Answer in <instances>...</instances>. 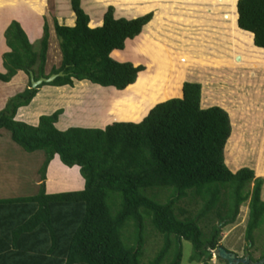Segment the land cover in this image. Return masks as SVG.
I'll return each mask as SVG.
<instances>
[{"label":"trees","instance_id":"16d2710c","mask_svg":"<svg viewBox=\"0 0 264 264\" xmlns=\"http://www.w3.org/2000/svg\"><path fill=\"white\" fill-rule=\"evenodd\" d=\"M184 1L190 7L210 4V13L219 6L227 9L220 51L214 49L206 62L264 66V0H240L239 15L238 0ZM72 7L75 26L55 22L61 61L50 74L47 22L35 41L17 20L4 33L9 51L3 55L0 80L10 83L23 72L30 82L0 111V137L9 131L24 151H43L45 159L37 193L0 198V264H143L152 237L148 227L161 239L152 248L157 252L150 264H181L183 241L192 244L191 260L199 264H210L219 249L238 257L220 244L223 229L237 222L241 206L249 201L247 235L252 238L264 222V180L254 169L234 173L225 164L231 119L219 106L202 108L201 84L186 83L182 96V72L194 53L170 55L178 69L157 60L155 77L137 61L112 57L126 59L139 46L152 15L138 17L149 11L127 20L117 19L110 8L103 24L90 18L81 0H72ZM31 72L36 80L60 72L65 76L32 88ZM172 73H180V79L164 90L175 82ZM75 82L76 97L85 94L90 100L70 110L69 122L96 128L60 130L63 110L41 116L38 125L17 120L20 109L43 98L38 94L45 85L74 87ZM87 82L98 85L101 95ZM148 84L156 88L151 98L140 95L142 89L149 91ZM57 156L63 167L78 169L82 189L48 192L49 167Z\"/></svg>","mask_w":264,"mask_h":264},{"label":"rangeland","instance_id":"374dc122","mask_svg":"<svg viewBox=\"0 0 264 264\" xmlns=\"http://www.w3.org/2000/svg\"><path fill=\"white\" fill-rule=\"evenodd\" d=\"M239 1L236 6L237 11ZM81 4L83 9L86 7L90 11L87 14L91 19L101 20L103 24L104 16L110 8L114 9V15L117 19L133 20L135 19L133 18L134 15L139 13L138 11H149L144 15L140 14L141 16L138 18L152 15L150 22L141 32L144 36L139 46H134L128 52L126 59L112 56L119 62L133 63V61H137L145 68V71L156 77L160 71L157 60L162 62L166 68H170V66L177 64L176 60H173L175 64L171 63L174 53L175 55L179 52L194 53L190 59L191 63L182 72L184 76L181 83L182 96L183 87L186 83L201 84L202 108L219 106L229 114L231 119L232 134L224 152L225 164L234 173L244 168L254 169L256 175L264 180V66L230 67L214 61L213 64L206 62V59L212 58L211 52L214 49L215 51L219 50L217 46L221 43V35L224 33V29H227L228 21L224 20L223 17L227 12L225 6H219L220 10L214 9L215 11L210 13L208 11V8L212 7L210 4H197L190 7L184 0H81ZM13 20L19 21L32 39L35 37L40 38L43 35L45 22L49 24L51 37L47 74H50L53 67L58 68L61 54L59 41L55 34V22L57 20L60 25L75 26L76 14L73 11L72 0H0V46L1 44L3 46V31ZM253 42L255 44V40ZM247 45H249V42ZM248 49H250V46ZM8 51L5 48L2 52ZM200 52L201 55H199ZM154 55L155 61L151 60ZM174 68L178 69L177 65ZM3 72H5L4 67ZM179 74H173L175 82L171 83L169 81L162 88L165 90L175 86L176 81L180 79ZM29 82L30 78L26 74H18L12 80L11 85H5L0 80V111L6 107L13 96L28 88ZM87 83H89L93 92L97 90L101 95L102 91L94 87L98 85ZM99 87L101 89L112 88ZM148 87L149 91L145 92L142 89L140 95L143 94V96L151 98L149 93L156 88L152 87L151 84H148ZM12 88H17L18 93L15 94L16 90ZM78 88L77 82H75L74 87L45 85L38 94L42 95L43 98L36 97L30 106L25 107L22 112L23 117L34 124L35 119H38L39 122L40 117L43 115H51L58 110H63L64 113L57 123V128L60 130L75 126L96 128L69 122L68 113L83 108L90 100L85 98V94L76 97L77 93L75 92ZM83 91L82 89L81 92ZM13 92H15L14 95L8 98ZM144 100L146 101V99ZM57 158L49 167L50 188L79 189L81 185L78 180L69 177V174L76 172L77 169L74 171L66 167H62V170L58 169L57 166H60L61 161L59 157ZM44 159L43 151L35 153L24 151L13 142L10 132L4 130L0 137L1 189L2 187L11 189L9 196L13 192H15L14 195L19 193H21L19 195H33L37 193L41 184L40 179H38L40 177L39 171ZM3 174L6 175L3 176ZM253 188L254 184L251 185V189ZM262 199L264 200V189ZM185 201L187 203L188 200ZM185 203H182V205L184 206ZM249 212V201H247L240 208L237 222L223 229L220 244L236 254L238 258L250 255L254 259V264H263L264 222L253 232L252 238L249 239L247 235ZM148 233L152 236L151 244L148 245L150 251L149 249L146 251L143 264L151 263H148L150 258L155 257L157 252L152 248L159 246L157 244L161 240L152 232L151 227H148ZM183 249L181 264H199L191 260L193 247L190 242L183 241ZM210 264H226V262L219 260L214 251Z\"/></svg>","mask_w":264,"mask_h":264},{"label":"crops","instance_id":"0c3cea01","mask_svg":"<svg viewBox=\"0 0 264 264\" xmlns=\"http://www.w3.org/2000/svg\"><path fill=\"white\" fill-rule=\"evenodd\" d=\"M8 27V26H7ZM6 27V28H7ZM6 28H5V30H6ZM5 30L3 31V33H5ZM3 35V34H2ZM3 37V39H2V42H3V46H2V44H1V46H0V69H2V70H0L1 72H3V60H2V56L4 55V53H6V52H2L5 48L7 49V50H9L8 49V47H7V45H6V42H5V37H4V35L2 36ZM37 38L35 37L33 40H32V38H31V40L32 41H35ZM5 71V70H4ZM19 75H22V74H24L23 72H19L18 73ZM25 75V74H24ZM15 79V78H14ZM13 79V80H14ZM12 82V81H11ZM11 82L10 83H5V85H11ZM12 89H15L16 91V93L15 92H13L8 98H10V97H12L13 95H14V93L15 94H17L18 93V89L17 88H12ZM14 97V96H13ZM23 109H25V108H22V109H20L19 110V113H18V115H17V120H20V119H23V120H20V121H25V122H27V123H30V124H32L31 123V121H28L29 119H27V118H25V117H23ZM20 118V119H19ZM36 120V122L33 124V125H38V119H35ZM58 126V125H57ZM67 130V129H66ZM62 131H64V130H62ZM58 157V156H57ZM56 157V158H57ZM58 159V158H57ZM58 161V160H57ZM61 166V167H60ZM60 166H57L58 167V169H60V170H62L63 168V166H62V164H60ZM75 169H77V168H75ZM61 173V172H60ZM4 175H6V174H3V176ZM70 175H71V177H72V179H76V180H78L79 179V172H78V169H77V171L76 172H74V173H70L69 174V177H70ZM79 184L81 185V187H82V184H81V182L79 181ZM47 187H48V192L49 193H58V192H62V191H71V190H76V188L74 189H71V188H68V189H51L50 188V178L48 177V182H47ZM79 188V189H82V188ZM3 190H6V188H3L2 187V189H1V187H0V198H4V197H8V196H6V195H9V194H11V190L10 189H8L9 191H3ZM14 191H15V188H14ZM15 194V192H13L12 193V195H10V197H16V196H20L19 194H21V193H19V194H17V195H14Z\"/></svg>","mask_w":264,"mask_h":264},{"label":"water","instance_id":"95a60500","mask_svg":"<svg viewBox=\"0 0 264 264\" xmlns=\"http://www.w3.org/2000/svg\"><path fill=\"white\" fill-rule=\"evenodd\" d=\"M135 19H137V18H135ZM64 76H65V73L60 72L59 74H52L48 78L42 77L39 80H36L34 73L31 72L30 77H31L32 88H37L39 86H42L43 84L53 83L58 77H64ZM103 129H105V128H103ZM216 254L217 255L220 254L225 260L228 261V264H254L253 261L251 260L250 255H247L244 258H238V257L233 256L232 254L227 253L225 249L217 250Z\"/></svg>","mask_w":264,"mask_h":264},{"label":"clouds","instance_id":"9594fccd","mask_svg":"<svg viewBox=\"0 0 264 264\" xmlns=\"http://www.w3.org/2000/svg\"><path fill=\"white\" fill-rule=\"evenodd\" d=\"M110 125H111V124H110ZM108 126H109V125H108ZM216 251H217V250H216ZM216 251H215V252H216ZM250 257H251V256H250ZM251 260H252V259H251ZM252 261H253V260H252ZM263 263H264V262H263Z\"/></svg>","mask_w":264,"mask_h":264}]
</instances>
